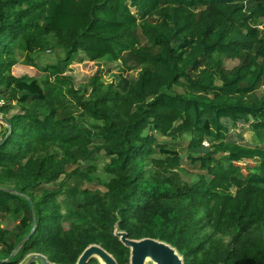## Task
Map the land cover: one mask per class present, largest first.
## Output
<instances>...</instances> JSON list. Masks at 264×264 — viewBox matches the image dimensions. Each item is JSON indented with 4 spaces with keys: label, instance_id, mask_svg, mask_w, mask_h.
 <instances>
[{
    "label": "trees",
    "instance_id": "16d2710c",
    "mask_svg": "<svg viewBox=\"0 0 264 264\" xmlns=\"http://www.w3.org/2000/svg\"><path fill=\"white\" fill-rule=\"evenodd\" d=\"M263 19L264 0H0V187L13 190H0V264L32 252L75 264L89 244L129 264L115 225L169 243L183 264H264ZM55 48V62H35ZM80 51L137 75L105 83L96 70L74 87ZM16 64L43 77L14 75ZM181 150L199 169L189 184L146 167L170 174ZM102 151L105 190L84 187L94 167L80 162Z\"/></svg>",
    "mask_w": 264,
    "mask_h": 264
},
{
    "label": "rangeland",
    "instance_id": "374dc122",
    "mask_svg": "<svg viewBox=\"0 0 264 264\" xmlns=\"http://www.w3.org/2000/svg\"><path fill=\"white\" fill-rule=\"evenodd\" d=\"M264 22V19L262 20ZM263 22L259 24V28L264 26ZM63 55V51L59 48H55L54 50H46V51H40L36 52L33 57L37 64L39 65H45L47 63H53L56 61L57 57H60ZM83 58V52L80 51L79 57L76 59L78 63H72L66 71V74L69 75L72 78L74 87H79L82 84H84L87 80V78L94 73L96 70L98 71V75L101 78V80L105 83H114L117 84L121 76H128V77H135L137 75V69L132 70L129 72H121L120 69V63L118 61L111 60L109 57H104L102 59L96 60L94 62L92 61H84L82 62ZM238 59H227L225 64L228 67H231L235 64H237ZM12 72L14 75L20 76L22 74H27L30 76H36L37 78L43 77V73L40 74L35 71L33 67L25 66L23 64H16L12 67ZM261 93V88L258 91V94ZM4 100L0 99L1 104H3ZM12 104V103H11ZM12 108L7 112V116L11 115L12 113L17 112L18 108L17 105L14 103L11 106ZM2 115V112H0ZM5 126L3 122H0V134L4 131ZM243 141L246 143H254V139L252 136L251 131H249L247 128H245L242 132ZM157 137L161 139V137L156 134ZM188 137L185 135L179 139H177V145L175 148L180 149L181 146H185L187 143ZM93 144H98L102 142V139L100 137H92ZM185 150L179 151V153L183 156L181 160V167L174 170V172L168 174L164 173L157 167L151 166L150 164H147L146 167L152 169V172L163 180L175 184V185H183V184H189L191 181L197 178V173H199V169L195 166H191L189 164V161L185 158ZM187 153V152H186ZM109 160L108 156L102 151L100 152L96 158L92 161H82L80 162V166L86 167L89 165H92L94 167V170L90 173L89 180H84L83 186L87 187L89 189H99L101 191L105 190L104 183L108 181L109 174H107L104 171V165ZM62 176L60 177V179ZM60 179L57 181L59 182ZM63 197V194L60 195V198ZM17 223V218L8 215L6 216L1 226L5 228L11 229L15 224ZM151 261L146 262L145 264H151Z\"/></svg>",
    "mask_w": 264,
    "mask_h": 264
},
{
    "label": "water",
    "instance_id": "95a60500",
    "mask_svg": "<svg viewBox=\"0 0 264 264\" xmlns=\"http://www.w3.org/2000/svg\"><path fill=\"white\" fill-rule=\"evenodd\" d=\"M0 121L6 124V120L0 117ZM8 133L0 139V145L7 138ZM0 190L12 192L13 190L7 187H0ZM32 208V203L29 201ZM35 225L33 224L30 232L25 235L14 247L9 256L1 261H9L12 256L20 249V247L29 239L33 233ZM113 234L117 236L120 242L129 249V264H145L146 258L151 259V264H183L182 256L169 243L157 238L143 237L139 239L129 238L125 231L118 229L115 225ZM96 258L100 264H118L114 256L102 248L99 244H89L78 256L75 264H86L90 258ZM59 264L48 260V258L38 252H32L26 255L19 264Z\"/></svg>",
    "mask_w": 264,
    "mask_h": 264
},
{
    "label": "built area",
    "instance_id": "2783aa9c",
    "mask_svg": "<svg viewBox=\"0 0 264 264\" xmlns=\"http://www.w3.org/2000/svg\"><path fill=\"white\" fill-rule=\"evenodd\" d=\"M258 28H259V25H258ZM259 29H260V31H261V35H262L263 40H264V26L260 27ZM0 103H1V102H0ZM0 122H1V121H0ZM203 144L207 145V142L204 141Z\"/></svg>",
    "mask_w": 264,
    "mask_h": 264
},
{
    "label": "bare ground",
    "instance_id": "6f19581e",
    "mask_svg": "<svg viewBox=\"0 0 264 264\" xmlns=\"http://www.w3.org/2000/svg\"><path fill=\"white\" fill-rule=\"evenodd\" d=\"M148 261H151V259L150 258H146V262H148Z\"/></svg>",
    "mask_w": 264,
    "mask_h": 264
}]
</instances>
